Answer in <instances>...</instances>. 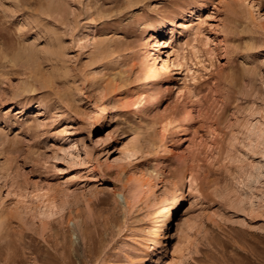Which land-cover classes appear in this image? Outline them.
Returning <instances> with one entry per match:
<instances>
[{
    "label": "rangeland",
    "instance_id": "obj_1",
    "mask_svg": "<svg viewBox=\"0 0 264 264\" xmlns=\"http://www.w3.org/2000/svg\"><path fill=\"white\" fill-rule=\"evenodd\" d=\"M0 264H264V0H0Z\"/></svg>",
    "mask_w": 264,
    "mask_h": 264
},
{
    "label": "bare ground",
    "instance_id": "obj_2",
    "mask_svg": "<svg viewBox=\"0 0 264 264\" xmlns=\"http://www.w3.org/2000/svg\"><path fill=\"white\" fill-rule=\"evenodd\" d=\"M169 39H171L170 37L169 38H167V39H165V41H164V43H168V41H169ZM174 65V64H173ZM166 69V64L164 63V64H161L160 66H159V68H158V74L160 75V74H162L163 72H164V70ZM166 72V71H165ZM164 74V73H163ZM155 75V74H154ZM158 75V76H159ZM157 76V75H156ZM163 77V76H162ZM161 76L159 77V78H162ZM158 78V77H157ZM154 80V79H153ZM156 80V79H155ZM159 80V79H158ZM147 87V86H146ZM144 89V88H143ZM165 89V88H164ZM165 91V90H164ZM162 92H163V89H162ZM45 194V193H44ZM143 200H144V198H143ZM146 201V200H145ZM46 203V202H45Z\"/></svg>",
    "mask_w": 264,
    "mask_h": 264
}]
</instances>
